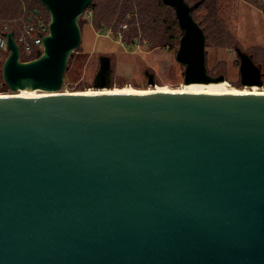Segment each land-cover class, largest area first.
Wrapping results in <instances>:
<instances>
[{
  "label": "water",
  "instance_id": "water-1",
  "mask_svg": "<svg viewBox=\"0 0 264 264\" xmlns=\"http://www.w3.org/2000/svg\"><path fill=\"white\" fill-rule=\"evenodd\" d=\"M38 1L51 20L35 58L5 33L13 92L63 87L93 2ZM163 2L183 32L185 84L225 81L189 3ZM237 52L242 85L262 86ZM99 63L94 87L109 88L112 58ZM0 264H264V95L0 97Z\"/></svg>",
  "mask_w": 264,
  "mask_h": 264
},
{
  "label": "rangeland",
  "instance_id": "rangeland-1",
  "mask_svg": "<svg viewBox=\"0 0 264 264\" xmlns=\"http://www.w3.org/2000/svg\"><path fill=\"white\" fill-rule=\"evenodd\" d=\"M95 1L96 7H90ZM111 1L119 0H93L80 16L82 41L69 60L59 92L95 88L94 78L100 67L101 55L112 58V85L109 88L127 85L139 89L183 88L185 66L176 58L183 32L175 9L164 3L168 8L163 9L160 20L140 27L129 16L121 24L115 23V15L122 9L117 4V10L115 2ZM197 1L188 0L191 5ZM101 2L114 16L101 11ZM33 7L42 9L33 0H0V23L7 21L9 28L15 25L18 30H24L29 24L27 18ZM46 10L49 21L45 10L39 13L50 22L51 15ZM193 16L205 31L209 73L224 75L230 86L252 88L241 83L239 48L253 55L255 63L261 66L263 85L253 86L264 90V0H206L194 10ZM34 20L35 23L36 17ZM147 70L155 74L156 85L148 83ZM0 93L15 92L2 84L0 79Z\"/></svg>",
  "mask_w": 264,
  "mask_h": 264
},
{
  "label": "trees",
  "instance_id": "trees-1",
  "mask_svg": "<svg viewBox=\"0 0 264 264\" xmlns=\"http://www.w3.org/2000/svg\"><path fill=\"white\" fill-rule=\"evenodd\" d=\"M186 1L188 2V0H186ZM204 1H206V0H198L193 5L189 4L192 7V14H193L195 9H197L198 7H200L204 3ZM33 2L39 3L42 6V9L45 10V12H47L46 7L40 1L33 0ZM111 2H115V7L117 8V10L119 9L117 4H119L120 9H122V10H120V13H116L115 23L121 24L124 21V19L127 16H129V17H133L135 22L139 23L140 27H142V26L147 27V26H150L153 23H156L157 21H159L160 20L159 17L161 15H163V13H164L163 9H165L166 7L168 8V6L164 4L163 0H119V1H111ZM96 4H97V1L93 2L90 7H96ZM99 7H100V9H102L101 10L102 12L105 11L109 16H114L113 14H111L109 12L108 8L105 7L102 2H101V5ZM42 9H40L39 7H33L31 9L30 15L27 18L29 21V24H27L28 26H30L31 24L34 23V21H35L34 17L36 15V13L41 12V11L43 12ZM1 13H2V11L0 10V14ZM47 14L48 15L46 17H47V20L49 21L50 16H49L48 12H47ZM129 22L132 24L131 20ZM28 26L24 30H22V29L18 30L15 27V25L10 26V28H9V24H7V21H2L0 23V27H1L0 28V37H4L5 33H7V32H10V31L15 32V39H16L17 43L20 45L22 60H24V61L35 58L36 57V51H37L34 48L31 56H25L23 53V45H22L20 39L23 37V35H25V33L28 29ZM111 26L115 27L112 24H111ZM133 29H136V28H133ZM145 29H148V28H145ZM203 30H204V28H203ZM146 33L147 32H145V34ZM143 40H145V42L147 41V43H148V40H146V39H143ZM7 55H8V52L3 50L2 48H0V61H4L5 58L7 57ZM1 72H2V69L0 68L1 82H2V84L6 85L4 83L3 74Z\"/></svg>",
  "mask_w": 264,
  "mask_h": 264
},
{
  "label": "bare ground",
  "instance_id": "bare-ground-1",
  "mask_svg": "<svg viewBox=\"0 0 264 264\" xmlns=\"http://www.w3.org/2000/svg\"><path fill=\"white\" fill-rule=\"evenodd\" d=\"M99 93H204V94H252L264 95V90L257 86L252 88L244 87L237 88L230 86L226 81L210 82V83H191L185 84L183 88H173L165 86L163 88L154 89H139L130 85L115 88H90L81 92H62V91H41L33 90L31 92L18 91L15 93H0V97H38L44 95H71V94H99Z\"/></svg>",
  "mask_w": 264,
  "mask_h": 264
},
{
  "label": "built area",
  "instance_id": "built-area-1",
  "mask_svg": "<svg viewBox=\"0 0 264 264\" xmlns=\"http://www.w3.org/2000/svg\"><path fill=\"white\" fill-rule=\"evenodd\" d=\"M35 17L36 22L28 27L25 35L21 38V43L23 45V53L25 56H31L34 48L37 51L39 49L43 50V36L49 33V22L45 21L44 17L39 12L36 13ZM0 48L7 51L6 36L0 37ZM3 62L4 61H0L1 69L3 66Z\"/></svg>",
  "mask_w": 264,
  "mask_h": 264
},
{
  "label": "flooded vegetation",
  "instance_id": "flooded-vegetation-1",
  "mask_svg": "<svg viewBox=\"0 0 264 264\" xmlns=\"http://www.w3.org/2000/svg\"><path fill=\"white\" fill-rule=\"evenodd\" d=\"M211 74V73H210ZM212 75V74H211ZM148 78V77H147ZM156 81V80H155ZM148 83H149V80H148Z\"/></svg>",
  "mask_w": 264,
  "mask_h": 264
}]
</instances>
